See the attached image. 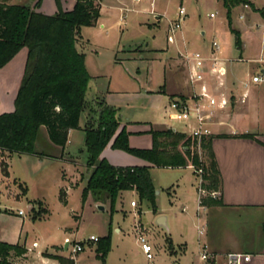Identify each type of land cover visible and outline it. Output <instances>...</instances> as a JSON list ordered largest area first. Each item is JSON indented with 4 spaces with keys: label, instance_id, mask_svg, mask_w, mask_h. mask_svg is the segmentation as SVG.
Instances as JSON below:
<instances>
[{
    "label": "rangeland",
    "instance_id": "1",
    "mask_svg": "<svg viewBox=\"0 0 264 264\" xmlns=\"http://www.w3.org/2000/svg\"><path fill=\"white\" fill-rule=\"evenodd\" d=\"M26 1L0 0V2L13 5H27ZM254 1L259 7H264V0ZM102 2L106 28L102 29L97 26L82 30L81 47L86 54V65L92 74L100 72L110 74L116 79L117 87L128 89L130 92L134 89L127 86H132V83L122 81L123 84L118 79V75H122L125 79L128 75L135 76L143 82L148 75V69H150V81L152 82L148 86L151 88L164 81L169 65L167 68L165 67L171 57H175L174 65L182 71L185 59L178 55L177 45L168 40L169 25L177 21V14L182 6L185 7L187 16L176 36L177 43L183 51L187 48L191 52H201L200 45L208 47L215 41L225 45L227 39H230L234 45L238 41L234 31L241 33V44L246 42L247 37L250 39L253 34L258 37L262 35V30H259L256 25L250 28L254 24L252 10L245 9L244 6H237L232 10L229 18L223 3L218 0H158L157 10L163 16L161 20H157V15L154 13L134 11L125 13V19L123 12L121 14L119 10H114L111 7L115 0H102ZM255 43L254 49L259 45V41L255 40ZM238 65V67H255V64L246 62H239ZM116 67H120L119 72V69H115ZM126 84L129 85L126 86ZM94 85H96L95 81L92 80L88 91L90 101L92 100L90 88H93ZM99 85L101 86L102 83ZM168 100L169 98H163L159 103L160 107L155 108H142L136 103H132L129 106H124L120 115L121 117L124 115L125 120L133 122L153 123L155 130L169 127L189 136V122L169 120L170 103L168 104ZM164 105H168V108L163 109ZM86 117L87 115L83 114L81 128L71 134L70 142L67 143L63 152L62 149L53 146L42 133L37 143V149L45 156L13 154L7 157L8 171L11 177L6 180L3 177L4 174H1L3 172L1 167L0 192H2L1 196L6 197V199L3 197L0 199L2 212H5L6 206L8 209L13 208L16 211L23 209L28 218L27 223H30L27 225V229L30 231V241L35 239L40 242L41 246L56 244L64 247L65 238L69 237L72 243L78 242L75 240H80L84 244L85 250L88 251V241L92 235L99 239L110 236L111 250L113 245L115 246L112 257L120 256L117 246L125 243L128 254L134 257L138 263L146 264L142 260V254L137 250L136 237L138 235L135 226L138 225L139 230L144 228V233L150 232L148 239L153 247L156 264H168L166 262L170 256H183L184 261L189 259L203 264L195 244L197 241L195 227L197 197L201 180L199 174L195 172L196 169L194 168L193 174L187 170V173H191L188 174L191 179H183L179 183V178L181 175H185V171L167 168L153 170V178L158 188L156 189V204L162 212L171 218V235L167 231L169 226L163 229L158 226V220L155 218L150 203L142 202L135 196L138 207L131 208L132 194L118 199L114 209L109 204L104 205L105 209L101 210L99 209L101 204L97 205L91 194L86 198L83 196L88 183L86 169L88 152L86 134L83 130ZM199 153L201 156L200 149ZM67 160L77 161V167ZM76 171L83 175V178L80 177L78 182L72 178L77 173ZM7 190H11L12 195L18 196H23L26 193V197L21 200L8 198ZM62 190L67 193L66 203L61 200ZM188 191L191 192V195L186 194ZM29 202L35 205L36 212L43 213L40 219L34 223L32 221L34 214L28 207ZM183 206L188 207V212H182ZM45 211H47L46 214ZM3 221L8 220L4 219ZM14 221H19V218L16 217ZM117 229H120L121 232L117 233ZM183 236L189 245L187 249L186 247L180 249L175 245V239L178 240ZM95 245L97 250L98 243ZM67 254L71 255V251H68Z\"/></svg>",
    "mask_w": 264,
    "mask_h": 264
},
{
    "label": "crops",
    "instance_id": "2",
    "mask_svg": "<svg viewBox=\"0 0 264 264\" xmlns=\"http://www.w3.org/2000/svg\"><path fill=\"white\" fill-rule=\"evenodd\" d=\"M61 1L66 11L71 10L76 3L75 0ZM251 2L256 9H264V7H259L254 0H251ZM25 3H31V0H27ZM102 3L103 2H101V16L96 26L91 28H96L97 26L102 29L106 28V23L103 19ZM31 4L34 5L35 2ZM157 5L158 0H115L114 5H111V7L114 10H119L121 14L123 9H128V12L154 13V15H157V20H161L163 16L158 12ZM244 8L252 10L254 24L250 26V28L256 25L259 30H262V35H260L261 37L255 34L251 35V41L249 37H247L248 41L246 40V42H243L241 48H239L237 42L233 45L230 39H227V44L225 45L215 41L219 43L220 50L218 53H214V56H217L223 61L226 70L225 74L222 76L211 72V67H206L204 81L201 84H192L190 82L192 65L186 64L185 61L181 71L174 65L175 57H171L165 67L167 68L169 65V70L166 71L164 81H161L163 84L160 82L158 85H155V87L150 88L148 86L150 82H152L150 81V69H148V75H146V80L143 82L135 76L128 75L125 79L122 75H118V79L121 80V82L127 81L132 83V86H127L129 84H126L128 88L131 87V89H134L130 92L128 89L117 87L116 79L110 76V74L105 72L92 74L88 67L87 69L92 80L95 81L96 84L93 88H90L92 100L104 97L107 104L119 109L120 113L123 112L124 106H129L132 103H136V105L142 108H155L160 107L159 103L163 98H169V104L173 99L175 100L180 97H183L190 107L202 105L207 109L209 102L200 97L201 87L203 85H205L210 94L219 101L223 98L229 100V106L226 109H215L209 125L212 132L211 136L214 137L213 151L222 175L223 186L220 192V198L223 204L201 207L198 190L197 221L195 225L197 233V241L195 243L196 250L199 254L201 246L206 244L209 250L220 257V259L228 253L241 252L253 256L250 264H264V17L250 6H244ZM39 11L46 14H55L57 12L55 0H42ZM239 33L240 32H238V34ZM239 37L242 39L241 33ZM255 40H257V42L259 41V45H257L256 49H254L256 44ZM177 42L178 38L175 43L177 45L178 55H180V52H191L188 51L186 47L183 51ZM212 44L208 47H203V44L200 45V53L208 58L211 57L213 54ZM26 61L27 50L23 49L11 62L0 69V115L15 111V100L25 73ZM239 62L255 64V67H238ZM119 68L120 67H116L115 69ZM119 71L120 69L118 72ZM256 76H261L262 81L254 83L252 79ZM100 82L102 83L101 86L99 85L101 84ZM166 107L168 108V105H164L163 109ZM121 118L122 125H127L128 131L131 133V145L136 148L151 149L153 146V139L147 132L154 128V124L150 122L140 123L128 119L125 120L124 115ZM169 120L175 121L170 118ZM195 125V121L189 122L190 135ZM44 129L45 128L42 129V133L48 138L47 130L45 129L44 131ZM169 129L173 128L168 127L163 130ZM173 130L178 132L177 129ZM74 131L75 130L70 131L68 142H70L71 134ZM245 135H252L253 138L243 137ZM63 150H65V148L62 149V152ZM9 156L10 155L0 151V171H2V159H5L7 162L6 159ZM103 157L117 167L151 166L152 180L155 185L153 170L157 169V167H153L150 163L123 151L113 150L111 145L104 151ZM67 161L76 167L78 165V162L75 160ZM86 169L89 178L90 173L87 165ZM167 169L185 171V175L180 176L181 178H179L178 183L183 179L187 180V178H189L188 180H190L191 177L188 174L191 173H187L186 171L190 170L193 174L195 170L193 166ZM1 174L3 175L4 173L1 172ZM3 177L6 178V180L10 179V172L8 176L4 174ZM80 177L83 178L80 172L72 176L77 182L81 179ZM155 188L158 189L156 185ZM6 192L8 198L21 200L26 197V193L23 196H18L12 195L11 190H7ZM1 194L2 192H0V199H2V197L6 199V197L1 196ZM127 194H132V199L130 201L131 208H137L138 202L135 198L137 197L139 199V197L136 191L123 192L120 194L119 199H123ZM159 194H161V192H159ZM186 194L191 195V192L188 191ZM133 201L136 202V207L131 205ZM96 204H103L104 206L110 203L96 201ZM28 205L34 214L32 219L34 223L37 219H40L43 213L36 212L33 203L29 202ZM21 210L24 211L23 209L17 211L13 208L8 209L6 206L5 212H2L0 203V242L10 245H19L26 250L25 254L22 256L12 259L15 264H60L58 260L51 256L73 259L74 264H140L134 257L128 254L127 245L125 243L117 246L120 250L119 257H112L115 252V246L113 245L105 263L98 257L95 245V243L98 242L89 240L88 251L84 250L81 255L79 253L75 256H73L72 253L71 255L67 254L68 251H70V247H66L67 240H70L69 237L65 238L66 243H64V247L56 244L41 246L40 242L35 239L30 241V231L27 229V225L30 223H27L28 218L25 212L23 216L19 215V211ZM182 212H188V207L183 206ZM44 213L46 214L47 211ZM161 216L166 218L167 227L169 226V230L167 229V231L171 235V218L158 208L157 213H155L156 220ZM16 217L19 218V221H14ZM4 219L8 221H3ZM33 223L31 225L32 227L34 225ZM137 226L138 225L135 226V231L138 235L136 237L137 250L142 254V260L146 264H156L154 262L155 256L152 260L147 259L139 243V236L144 235L148 239L150 232L147 231L145 234L143 232L144 228L139 230ZM158 226L162 229L165 228L160 225ZM198 227L205 228V233L203 235L199 234ZM30 230L32 231V229ZM120 232L121 230L117 229V233ZM151 238L153 239L154 237ZM148 242L150 243L149 239ZM175 245L180 249L182 247H186V249L189 247L184 236L178 240L175 239ZM166 263L201 264L189 259L184 261L183 256H170V259ZM203 264L208 263L203 262Z\"/></svg>",
    "mask_w": 264,
    "mask_h": 264
},
{
    "label": "trees",
    "instance_id": "3",
    "mask_svg": "<svg viewBox=\"0 0 264 264\" xmlns=\"http://www.w3.org/2000/svg\"><path fill=\"white\" fill-rule=\"evenodd\" d=\"M71 10L55 0L57 12L46 14L39 9L42 0L35 4L13 5L0 2V69L11 62L23 49L27 50L25 73L15 100V111L0 115V151L8 155L28 154L45 156L37 149L42 129L47 130L50 143L64 149L71 130L81 128V117L86 114L83 127L88 152L87 167L90 173L83 196L92 195L97 202H109L112 209L120 194L136 191L139 199L150 203L157 213L156 188L151 166L117 167L103 157L111 145L142 159L157 168H186L202 170L201 188L208 195L200 205H222L209 194L221 192L223 181L213 151V136L196 138L173 129H150L151 149L133 147L127 125H122L119 109L107 104L104 97L88 99L92 80L86 65V54L81 47L83 28L96 26L101 16L102 0H75ZM223 3L230 18L237 6H250L264 17L251 0H218ZM239 48L242 47L238 32L234 31ZM180 99L184 100L183 97ZM174 100V99H173ZM245 138H253L245 135ZM201 150V156L199 153ZM202 157V160H201ZM3 158V157H2ZM1 167L8 176L5 159ZM66 191L61 200L66 203ZM111 250L110 236L98 240V257L105 263ZM26 250L19 245L0 242V264H15L12 260ZM60 264H74L73 259L51 256Z\"/></svg>",
    "mask_w": 264,
    "mask_h": 264
},
{
    "label": "built area",
    "instance_id": "4",
    "mask_svg": "<svg viewBox=\"0 0 264 264\" xmlns=\"http://www.w3.org/2000/svg\"><path fill=\"white\" fill-rule=\"evenodd\" d=\"M140 1V0H138ZM248 7V6H246ZM128 9H123V15L125 12H128ZM187 12L185 7H180L179 12L177 14V21L175 23H170L169 25V35L168 40L170 43H176L177 40V32L181 30L184 20L186 19ZM214 17V15H211ZM220 50V45L217 42L212 44L213 54L211 57H206L200 52H188L183 53L180 52V55L184 57L186 64L192 65V69L190 71V82L192 84H201L205 79V68L211 67V72L216 73L219 76L225 74V66L223 65V61L219 59L217 56H214V53H218ZM254 83H259L262 81L261 76L253 77ZM200 97L206 99L209 102L208 108H204L202 105H196L194 107H190L185 100L180 98L171 101L169 107V118L175 121H195L196 125L191 131L190 137L196 138L199 141L203 137L211 136L212 132L209 128L212 116L216 108L226 109L229 106V100L222 99L219 101L216 97L212 96L208 91L207 87L203 85L201 87ZM194 168V167H193ZM195 172L199 175L202 174V170H195ZM202 179L200 180V201L201 198L208 195V193L201 188ZM213 199L217 200L220 198V192H212L209 194ZM133 207H136L137 204L135 201L131 203ZM201 206V205H200ZM203 207V206H201ZM19 215L23 216L24 211H19ZM198 232L200 235L205 233L204 227H198ZM99 238L92 236L90 241L98 242ZM67 243L70 247V251L73 256L82 253L85 250V246L82 242H74L72 243L70 240H67ZM139 243L141 245L143 253L146 255L147 259L152 260L154 258L153 255V247L148 242V239L144 235L139 236ZM200 259L203 262L208 264H250L252 262L253 256L247 253L241 252H231L224 255L221 259L216 254L212 253L206 244L201 246V250L199 253Z\"/></svg>",
    "mask_w": 264,
    "mask_h": 264
},
{
    "label": "water",
    "instance_id": "5",
    "mask_svg": "<svg viewBox=\"0 0 264 264\" xmlns=\"http://www.w3.org/2000/svg\"><path fill=\"white\" fill-rule=\"evenodd\" d=\"M99 209L104 210L105 207L101 205V206H99ZM157 224L160 225V226H162V227H167L166 218L164 216L159 217L158 218V221H157ZM68 246L69 245L67 243L66 247H68Z\"/></svg>",
    "mask_w": 264,
    "mask_h": 264
}]
</instances>
